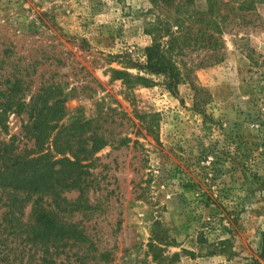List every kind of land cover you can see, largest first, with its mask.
Masks as SVG:
<instances>
[{
	"label": "rangeland",
	"instance_id": "374dc122",
	"mask_svg": "<svg viewBox=\"0 0 264 264\" xmlns=\"http://www.w3.org/2000/svg\"><path fill=\"white\" fill-rule=\"evenodd\" d=\"M195 7L205 9L206 0ZM238 7L224 11L219 62L211 63L198 25L189 24L173 55L183 71L174 93L163 74L139 67L154 24L169 13L154 0H0V89L23 75L29 99L42 84L57 83L68 94L65 122L92 119L91 130L107 139L92 157L89 196L97 213L86 225L94 251L83 264H156L148 247L154 231L168 239L162 248L173 264L259 258L264 0H254V10ZM114 71L151 84L129 87ZM27 122V114L8 112L0 140L30 148L33 141L22 138ZM31 209L24 214L32 222ZM21 229L28 226L0 229V264H82L62 249L44 253Z\"/></svg>",
	"mask_w": 264,
	"mask_h": 264
},
{
	"label": "trees",
	"instance_id": "16d2710c",
	"mask_svg": "<svg viewBox=\"0 0 264 264\" xmlns=\"http://www.w3.org/2000/svg\"><path fill=\"white\" fill-rule=\"evenodd\" d=\"M154 1L162 11L169 13L154 24L153 44L147 49L146 63L139 67L163 74L166 86L174 93L183 79V71L173 55L183 49L189 24L191 29L198 25L197 33L212 52L211 63L219 62L221 58L217 53L223 47L226 7L239 3L241 10H254V0H206L207 7L203 10L195 7V0ZM163 4L168 9L163 8ZM174 8L175 14H170ZM114 74L123 78L129 87L151 84L145 76H133L127 71H114ZM23 78V75L14 80L9 78L6 89H0V134L6 131L8 112L24 113L28 122L22 126V138L33 141L30 148L24 149L14 139L0 140V229L7 232L9 228L16 230L18 224L28 226V229H21L20 234L25 233L27 241L35 246H42L44 253L49 247L56 251L62 249L69 258L83 264L93 257L94 251V239L90 226L86 225L97 213V206L89 196L92 157L107 144V139L91 130L92 119L65 122L68 94L58 90L57 83L42 84L28 99L24 98L27 87ZM73 192L79 195L70 198L68 195ZM29 204L32 222L31 214L28 219L24 214ZM167 240L165 235L154 231L148 244L151 263L173 264L176 261L164 256L162 245ZM251 264H264V232L262 252Z\"/></svg>",
	"mask_w": 264,
	"mask_h": 264
}]
</instances>
